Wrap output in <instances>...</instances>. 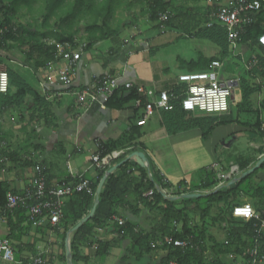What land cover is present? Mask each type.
<instances>
[{
    "label": "crops",
    "instance_id": "obj_1",
    "mask_svg": "<svg viewBox=\"0 0 264 264\" xmlns=\"http://www.w3.org/2000/svg\"><path fill=\"white\" fill-rule=\"evenodd\" d=\"M166 1L174 2L177 6L181 4L182 12L175 18L173 27H165L163 31H160L156 24L148 23L144 1L139 3L137 1L136 5H133L131 16H127V11L123 7L118 9V18H114L112 28L117 30L119 27L118 36L115 39L102 40L85 48L78 62L77 73L69 85L62 84L57 80L56 70L61 62L55 58L56 54L51 69H45V64L35 71L23 62L22 53L18 54L15 50H9L10 63L18 69L22 68L23 72L27 73L26 77L35 91L53 103V117L50 126L37 125L33 120L29 121L30 111L25 110L23 113H18L16 109L0 108V183L5 185L6 196L8 193L21 196L29 194L37 177L36 166L42 169L46 185L49 187L73 182V177L87 179L93 184L102 170L105 172L115 165L116 170L126 162H129L127 167L129 170L132 169L131 175L134 178H139L140 167H144L147 178L152 181L153 175L150 168L153 167L170 186L171 193L174 194L181 190L184 191L183 194H200L198 197L188 199H198L220 190L225 191L231 184L242 178L241 174L244 171L240 169L239 165L244 164L245 159L250 157L249 152L239 149L227 161L220 160L219 157L215 158L216 149L207 144L213 133L219 131L217 140H222L224 147H230L238 140L237 138L240 137V133L245 127L235 123L229 124L233 127L223 129L221 132V127L229 125L219 126L206 140H203L201 130L198 128L175 134L167 133L160 124L159 111H156L143 125H137L136 121L142 114V105H137L135 100L119 103L118 107L107 106L108 99L103 97L94 103L79 104L75 101V91L91 85L94 80L107 73L117 76L121 82L130 81L155 91L172 89L179 74L191 72L187 71V62L192 66L199 58H211L219 54V47L213 43L216 48L208 55L197 53L187 60H177L173 69L179 71L178 73H172L169 67L162 62L153 61L151 57L155 54V49L172 41L173 38L164 40L166 37H173L176 34L171 32L181 31L191 41L198 40L197 34L209 22V19L204 17H209L211 11L218 5L215 0ZM3 18L0 15V22ZM14 20L12 21L14 22ZM13 22L0 24V27H7L4 29L7 32L2 35L3 37L1 36L0 40L2 49L6 44L7 47L14 44L11 39L7 40L8 36H15L12 29L17 31L15 37H19L18 25L21 24ZM184 29L188 31L186 32ZM112 31L114 32V30ZM169 32L170 36H165ZM82 36L84 38L85 33ZM73 38L74 43L83 44L82 41L76 40L77 37ZM22 50L27 52V46H23ZM237 51L243 65L253 57L248 50L247 43L242 42ZM248 53L247 60L243 55ZM32 60L30 63L33 62ZM225 72L223 69L224 75L230 76L228 72ZM50 74L53 75H51V79H49ZM118 91L123 90L119 89ZM128 93L125 91V94ZM259 94L261 93L255 97L257 105L264 99ZM139 98L142 103L146 100L144 96H139ZM27 101L30 102L29 107L32 106V102L29 99ZM39 113L35 112L36 117ZM15 116L19 118V123L4 122L5 117ZM22 122L24 125H21ZM27 124L30 127L29 130H26L25 125ZM32 127L36 129V133L33 135L30 133ZM136 127L137 131L133 132L132 129ZM12 131L16 132L15 137H12ZM20 132H24V139L12 145L9 140L16 138ZM254 140L258 142L256 137ZM262 141L264 138L259 142ZM101 144L105 149L110 150L105 155L113 152L119 153L117 158L110 160L102 168L93 165L90 161L91 155L101 154L99 150ZM250 144H253L254 151L260 150L257 154V159H259L264 154V142ZM136 151L145 154L149 167L146 168L139 158L130 157V154ZM220 174H224L225 177L219 178ZM208 178V182L216 178V185L211 188L201 187L203 180L207 181ZM254 180L256 183L258 182L256 177ZM157 186L155 185L156 191H158ZM132 195L131 191L126 199L131 200ZM245 199L249 201L250 197L241 195L233 201L242 202ZM34 201V199H27L23 204H19L13 209H6L5 204H0V241L7 239L12 249L11 260L4 259L0 253V264H34V259L37 257L42 260L41 264H69L65 255V239L74 225L69 227L61 222L53 225L47 218H43L38 224L31 223L28 212ZM228 204L233 205L232 202ZM229 208L231 207H228L226 203L213 206L212 219L215 220L217 214L220 215L221 211L226 212ZM134 209L135 213L127 206L123 209L120 208L118 217L122 218L124 223L126 221L134 223L135 230L149 231L161 220L157 211L147 209L141 204H138ZM111 220L116 222L112 217ZM193 223L200 224L198 217H195ZM221 227L217 223L214 228L211 227L212 230L209 229L212 232H218L213 234L220 241L224 239V234H221L220 237L218 235L223 231ZM72 235H70V243ZM94 235L89 237V242L77 244L74 259L71 251L72 264H159L166 254L164 250L160 249L161 247L154 250L146 249L142 254L133 240L117 236L113 229H99ZM96 240L111 242L112 245L107 248L106 253L98 255ZM153 241L149 240V244ZM69 245L71 247V244ZM226 257L228 258V255Z\"/></svg>",
    "mask_w": 264,
    "mask_h": 264
},
{
    "label": "trees",
    "instance_id": "obj_2",
    "mask_svg": "<svg viewBox=\"0 0 264 264\" xmlns=\"http://www.w3.org/2000/svg\"><path fill=\"white\" fill-rule=\"evenodd\" d=\"M8 1L10 0H0V15L4 17L0 24L2 22H5L4 24L11 23L9 14H13L14 10L13 6L11 7L7 3ZM22 1H25L28 8L31 9L30 2L34 3L36 0ZM137 1L138 3L144 1L147 21L150 24H156V27L159 23V14L165 11L170 12V16L164 25L171 28L175 18L182 12L181 4L177 6L174 2L166 0H43V6L47 12L43 18L42 27L48 25L47 20L51 15L59 18V22L65 23L67 28L73 27L72 23L75 22L74 20L73 22L68 21V18H77L78 20L87 18L84 22L85 37L81 41L86 43L85 48H88L99 41L115 39L120 32L119 27L117 30L112 29L114 18H118L117 10L123 7L127 11V16H131L130 12ZM204 18L209 19L206 16ZM31 28L32 26L28 23L26 26L18 25L19 37L8 36L9 38H7V40L11 39L14 44L11 47L10 45L7 47L6 44L4 49L0 48V67L9 78L7 92L0 93V108L5 110L16 109L18 113H23L25 110L30 111L29 121L33 120L37 125L50 126L53 117V103L35 91L26 77L27 73H24L22 68L18 69L10 63V49L15 50L18 54L22 53L23 62L35 71L48 62L54 61V55L57 52L55 45L37 39L36 31H32ZM74 32L61 29L55 40L74 43ZM261 33H264V9L256 15L254 22L247 27L246 34L242 38V42L247 43L250 54L256 59V63L247 70L243 67L239 55L234 58L229 53L225 30L217 24L210 27L204 25L197 37L214 43L220 49L219 54L211 58H199L192 66L187 62V71H205L210 61H223L224 70L231 66L239 78L237 101L231 106L229 113L220 115L196 116L183 111L178 105L170 111L159 110L160 124L167 133L175 134L198 128L201 130L202 139L206 140L215 128L235 123L251 131L252 137H256L258 141L264 138V132L261 130V124L264 123V99L258 105L255 100L257 94L264 90V50L257 44V36ZM23 46H27V52L22 50ZM31 60L33 62L30 63ZM136 97L135 90L129 91L128 94H125V91H116L108 98L106 104L109 107H118L120 106L119 103L133 101ZM27 99L32 102V106L29 107L30 102ZM36 111L40 112L37 117ZM261 115L263 116L261 117ZM132 131H137V127ZM30 133L32 135L36 133L35 127L31 128ZM99 147L101 157L110 151L105 149L102 144ZM259 152L260 150L256 154ZM242 158L244 157L242 156ZM257 158L250 153V157L245 159L244 164L239 165L240 169L245 171L249 167H253L258 160ZM127 163L129 162L121 164L113 173L108 175L99 194V201L93 217L84 222L73 233L70 243L73 259L77 244L89 242V237H93L97 230L107 228L113 229L114 233L121 238L127 237L133 240L142 254L146 249H155L151 247L149 240H157L165 235L173 236L179 240L192 237L196 248H180L173 245L161 247L160 249L164 250L166 254L159 264H168L170 260H177L180 264H235V261L226 257L228 254H234L244 262L247 259V252L254 244L255 236L258 235L259 255L262 257L260 264H264V227H261L262 222H264V161L252 172L231 184L225 191L220 190L198 199L177 200L164 199L156 191L155 185L165 189H170V186L165 183L153 167L150 168L153 175V180L150 181L146 176L144 167H140L139 178H134L131 175L132 169H128ZM103 173L102 170L97 180L92 184L93 193L78 192L67 198L60 219L62 224L72 227L89 212L93 203L94 192ZM255 177L258 179L257 183L254 180ZM208 181L209 178L207 181L203 180L201 187L211 188L217 183L216 178ZM150 189H153L154 192L149 199L144 197L143 193ZM5 190V185L0 183V204L6 202ZM131 191L133 197L131 200H127L126 196ZM183 193L184 191L178 190L173 195L179 196ZM241 195L250 197V200L233 201ZM230 202L233 205H229ZM219 203H226L231 208L226 212L221 211V214H217L216 219L213 220L212 208ZM242 203H250L255 212L258 213L259 218L245 221L232 217V207ZM138 204L147 209L155 210L159 214L161 220L149 231L135 230L136 226L131 221L119 225L111 220L112 215L119 216V209H123L125 206L135 213L134 208H137ZM195 217H198L199 225L193 223ZM174 221L177 226L179 225V228L173 226ZM217 223L219 227L223 225L221 227V230L224 231L222 241L209 231V227L214 228ZM95 244L98 255L106 253L107 248L112 245L111 242L100 240H96Z\"/></svg>",
    "mask_w": 264,
    "mask_h": 264
},
{
    "label": "built area",
    "instance_id": "obj_3",
    "mask_svg": "<svg viewBox=\"0 0 264 264\" xmlns=\"http://www.w3.org/2000/svg\"><path fill=\"white\" fill-rule=\"evenodd\" d=\"M218 5L209 15L207 26L214 24L222 27L225 30L229 51L231 55H239L237 51L242 43V38L246 34V29L254 22L256 15L264 8V0H215ZM170 16L169 11L159 14L158 27L160 31L165 29L164 23ZM7 27H0V40L2 35L7 32L4 30ZM12 33L16 36L17 31L12 29ZM2 36V37H1ZM49 44H54L56 47L55 58L61 62L57 68L56 77L60 83L69 85L72 83L74 76L77 73L78 62L81 58L86 44H76L69 41L57 42L56 40H45ZM257 44L264 50V33L257 36ZM256 63V59L252 57L250 61L244 64V68L249 70ZM54 62H48L45 69H51ZM224 62L220 60H212L208 64V68L201 72H188L179 74L176 77L175 86L172 89H164L155 91L154 89L145 88L143 85L134 84L130 81L121 82L119 78L113 74H104L98 77L91 85L80 88L74 92L75 101L79 104L94 103L100 101L103 97L108 99L114 92L122 89L123 91L135 90L136 104L142 105V114L136 121L137 125H143L146 120L154 115L156 111H170L175 106L185 112L203 115H220L229 113L231 106L235 102V94L239 88V78L237 76H225L223 73ZM49 75V79H51ZM53 76V75H52ZM9 86V78L5 71L0 68V93L7 92ZM139 96L146 97L142 103ZM261 130L264 132V123L261 124ZM118 152H113L108 155L100 156L96 153L90 156V161L97 167L106 166L110 160L118 157ZM37 177L30 189L31 192L25 196L14 193H8L6 196V209H13L19 204H23L27 199H34L33 205L30 206L28 216L29 221L33 224H38L43 218L55 225L60 222L62 210L67 198L78 192L93 193L92 183L84 178H74L73 183H63L60 186H47L42 169L39 166L35 167ZM225 177L220 174L219 178ZM162 190L164 199L173 197L170 189ZM154 190L150 189L143 193L144 197L151 198ZM160 193V192H159ZM161 194V193H160ZM231 215L234 218H240L248 221L252 218L257 219L259 215L253 209L250 203H242L234 205L231 209ZM112 219L119 225L124 224V220L113 215ZM173 226L179 228L174 221ZM261 227H264L262 222ZM173 245L180 248L190 249L196 248L192 237L185 239H175L173 236L165 235L162 238L154 240L151 243L152 248ZM258 235L255 236L252 248L247 252V259L243 262L234 254H228V258L235 261V264H260L262 257L259 255ZM0 253L6 260L12 259V249L7 239L0 241ZM42 260L37 257L34 259V264H41ZM168 264H180L177 260H170Z\"/></svg>",
    "mask_w": 264,
    "mask_h": 264
},
{
    "label": "rangeland",
    "instance_id": "obj_4",
    "mask_svg": "<svg viewBox=\"0 0 264 264\" xmlns=\"http://www.w3.org/2000/svg\"><path fill=\"white\" fill-rule=\"evenodd\" d=\"M7 3L11 7L13 6V10H14L13 14L12 13L9 14V17L12 18L11 22H13L12 20H14V18H15L13 23L17 22L16 24L19 23L21 25H25L27 23L30 24L32 26V30L36 31L37 39H39V40L55 39L56 35L60 33L61 29L63 31H68V32H69V30H70V32L75 31L74 36L77 37V39H76L77 41H81L83 39L82 34L85 33L84 22L87 18H81L79 20L77 18H68V21L73 22V20H74L75 22L72 23L73 27L67 28V27H65V23L59 22V18H56V16L51 15L47 20L48 25L46 27H42L43 18H44L45 13L47 12L46 8L43 6L44 5L43 0H36L34 3L30 2L29 5L32 6L31 9L28 8V4L22 0H19L17 2L10 0ZM29 12H30V14H29ZM43 26H45V25H43ZM184 30L186 32L188 31L187 29H184ZM171 33H173V34L176 33V34L173 35V37H166L164 40L173 38L172 41L166 42L161 47L155 49V52H154L155 54H153V56L151 58L153 59V61L155 60L158 62H162L164 65L168 66L169 70L172 73H178L179 72V71H175L173 69V66L177 60H179V61L187 60L189 57H193L197 53H202L204 55H206V54L208 55L212 52V50H214L216 48L214 46V44L211 43L210 41H208L207 39L199 38L196 41H191V39H188V37L184 36V34L181 31L180 32H171ZM165 36H170V32L167 33ZM175 36H176V38H175ZM243 57L248 60L249 53L244 54ZM243 67H244V65H243ZM225 71H227L230 76H236V74L233 72V68L231 66H229V68L225 69ZM236 92L237 93L235 95V102L237 101L236 98L238 95V88H237ZM259 95L261 97H264V90ZM4 122L5 123H14V122L19 123L20 120L17 116L5 117ZM22 124L24 125L23 122L21 123V125ZM25 126L27 127L26 130L30 129L28 124ZM228 127L232 128L233 125H229V126L223 127V128L221 127L220 128L221 132L223 131V129L225 130ZM12 132H13L12 137H15L16 132H14V131H12ZM218 133H219V131H216L215 133H213V135L209 139L207 145L211 146L213 149H216V157L215 158L219 157L220 160H226L227 161L231 157V155H233L235 153V151L238 152L239 149L241 151L249 152V153L253 154L254 156H257V154H256L257 151H254L253 144H250V143H263L264 142V141L256 142V140H254L255 137H252L253 133L251 131H249L248 129H243L242 132L240 133V137L237 138L238 140H236L233 145L226 148L222 145V143H223L222 140L221 141L217 140ZM17 135L18 136H16V138H11L9 140V141H11L12 145H15L16 143H18L19 141L24 139V137H23L24 132H20V134H17ZM184 199H188V198H184ZM193 222H195V218H194ZM209 229H211V227H209ZM211 230H209L211 233H214V234L218 233L217 231L212 232ZM221 234H224V232L221 231L218 234L219 237L221 236Z\"/></svg>",
    "mask_w": 264,
    "mask_h": 264
},
{
    "label": "water",
    "instance_id": "obj_5",
    "mask_svg": "<svg viewBox=\"0 0 264 264\" xmlns=\"http://www.w3.org/2000/svg\"><path fill=\"white\" fill-rule=\"evenodd\" d=\"M228 144V143H227ZM137 157L141 160V163L147 168L149 167V163L147 160V157L145 156V154L143 152H132L130 154V157ZM264 161V154H262L259 159L255 162L254 166L249 168L248 170L242 172L241 177L245 176L246 174L252 172L254 169H256L262 162ZM116 168L115 166L110 167L108 170H106L103 174V176L101 177V179L99 180L96 190H95V194H94V202L93 205L91 206L89 212L81 219L79 220L67 233L66 239H65V255L67 257L68 263L72 264V260H71V249H70V235L73 234L84 222H86L88 219L92 218L96 209V206L98 204L99 201V194L101 192L102 186L106 180V178L108 177V175L113 172ZM151 178V177H150ZM237 180V179H236ZM157 190L158 192L161 193L162 196H164L162 190L160 189L159 186H157ZM200 196V194H196V193H187V194H181L179 196H173V197H166L168 200H175L178 198H194V197H198Z\"/></svg>",
    "mask_w": 264,
    "mask_h": 264
},
{
    "label": "bare ground",
    "instance_id": "obj_6",
    "mask_svg": "<svg viewBox=\"0 0 264 264\" xmlns=\"http://www.w3.org/2000/svg\"><path fill=\"white\" fill-rule=\"evenodd\" d=\"M211 62V61H210ZM161 90V89H160Z\"/></svg>",
    "mask_w": 264,
    "mask_h": 264
}]
</instances>
